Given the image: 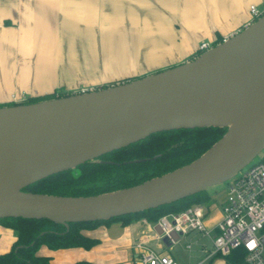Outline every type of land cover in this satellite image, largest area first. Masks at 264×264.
I'll return each instance as SVG.
<instances>
[{
  "label": "water",
  "instance_id": "obj_1",
  "mask_svg": "<svg viewBox=\"0 0 264 264\" xmlns=\"http://www.w3.org/2000/svg\"><path fill=\"white\" fill-rule=\"evenodd\" d=\"M208 127L226 132L195 161L141 184L88 197L24 191L152 134ZM263 149L264 15L169 69L0 107V219H46L69 230L155 209L228 182Z\"/></svg>",
  "mask_w": 264,
  "mask_h": 264
},
{
  "label": "crops",
  "instance_id": "obj_2",
  "mask_svg": "<svg viewBox=\"0 0 264 264\" xmlns=\"http://www.w3.org/2000/svg\"><path fill=\"white\" fill-rule=\"evenodd\" d=\"M252 5L262 8L264 0H0V105L14 103L13 93L28 98L75 94L183 64L196 57L202 43L216 45L243 30L251 22ZM210 192L204 224L214 236L226 197L215 200ZM160 232L157 222L143 218L84 234L100 240L92 249L106 244L131 252L143 238L169 255L185 238L186 245L192 244L187 264L201 262L204 250H212L211 238L198 232L159 248L151 235ZM0 235V254L7 253L17 233L0 225ZM78 249L60 250L71 258L66 264H98L90 257L71 256ZM131 256L139 264L138 252ZM209 264L228 262L217 256Z\"/></svg>",
  "mask_w": 264,
  "mask_h": 264
},
{
  "label": "trees",
  "instance_id": "obj_3",
  "mask_svg": "<svg viewBox=\"0 0 264 264\" xmlns=\"http://www.w3.org/2000/svg\"><path fill=\"white\" fill-rule=\"evenodd\" d=\"M56 94L28 98L21 104L71 95L62 91L59 95ZM12 105L16 103L0 107ZM225 132L224 128L208 127L155 133L125 148L105 154L96 161L86 162L75 169L36 182L24 191L63 197H88L129 188L190 164L220 140ZM212 199L213 195L207 189L155 209L104 221L73 223L69 225V230L64 225L46 219H0L1 226L17 233L11 250L0 254V264H51L52 257L39 254L42 247L53 251L73 248L90 250L99 245L100 240L86 236L85 231L112 222H120L126 226L143 218L156 223L163 216L180 213L194 205L208 204ZM245 256L246 251L240 248L224 258L228 264H244Z\"/></svg>",
  "mask_w": 264,
  "mask_h": 264
},
{
  "label": "built area",
  "instance_id": "obj_4",
  "mask_svg": "<svg viewBox=\"0 0 264 264\" xmlns=\"http://www.w3.org/2000/svg\"><path fill=\"white\" fill-rule=\"evenodd\" d=\"M250 13L252 18L248 25L264 15V7L252 5ZM229 38L226 37L217 44ZM214 46L202 43L197 48L196 57ZM92 90L95 89L79 93ZM11 100L21 104L28 97L13 93ZM246 167L227 182L228 191L222 206L223 218L217 224L214 236L204 224L208 209L201 204L160 218L157 225L161 232L152 234L151 240L159 242L161 248L164 239L174 245L190 232H198L211 238L212 250H204L205 257L197 264H209L215 257H225L240 248L246 251L245 264H264V155L256 163ZM135 248L139 264H180L171 255L153 249L146 239L139 240ZM186 249L190 251L192 244H187Z\"/></svg>",
  "mask_w": 264,
  "mask_h": 264
},
{
  "label": "rangeland",
  "instance_id": "obj_5",
  "mask_svg": "<svg viewBox=\"0 0 264 264\" xmlns=\"http://www.w3.org/2000/svg\"><path fill=\"white\" fill-rule=\"evenodd\" d=\"M109 86H111V85H109ZM263 155H264V149L250 163V165L256 163ZM246 168H248V167H246ZM209 191H212V193L214 192L215 200L222 199V197H226V195H227V191H228L227 182L223 183L221 185L211 187V188H209ZM0 239H2L1 235H0ZM187 241L188 240L183 238L171 250V255H173V257L176 258L181 264H187L189 256H190L189 251H187L185 249V245H186ZM203 242L207 243V245L209 247L211 246V244L209 243L208 240H204ZM91 250L92 251L90 252L89 250L78 249L77 252H71L72 253L71 256H76V257L83 256V257H87V258L90 257V258L95 259V261H93V262H96L98 264H134V262H132L133 260H132L131 255H134L138 252L137 250H132L131 252L130 251H123L122 246L119 249H117V248L113 249L112 247H110V245L108 246L106 244H105V246H101V247H98L96 249H91ZM64 252H67V251H64ZM61 253L62 252L60 250L53 251V250H50L46 247H42L39 251L40 255L53 257L52 264H66V263L70 262L69 260H71V258L69 256L65 257Z\"/></svg>",
  "mask_w": 264,
  "mask_h": 264
}]
</instances>
